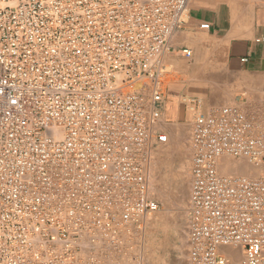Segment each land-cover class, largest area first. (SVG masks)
Wrapping results in <instances>:
<instances>
[{
	"label": "built area",
	"instance_id": "1",
	"mask_svg": "<svg viewBox=\"0 0 264 264\" xmlns=\"http://www.w3.org/2000/svg\"><path fill=\"white\" fill-rule=\"evenodd\" d=\"M191 2L0 0V264L143 263L168 58ZM190 150L189 264H264V119L200 113ZM225 158L262 175H222Z\"/></svg>",
	"mask_w": 264,
	"mask_h": 264
},
{
	"label": "rangeland",
	"instance_id": "2",
	"mask_svg": "<svg viewBox=\"0 0 264 264\" xmlns=\"http://www.w3.org/2000/svg\"><path fill=\"white\" fill-rule=\"evenodd\" d=\"M232 1L254 6L264 17V0ZM191 60L183 58L179 64L175 59L169 62L170 73L164 84V100H177L178 119L171 120L162 115L160 120L161 131L166 133L169 139L168 142L157 145L151 162V193L159 203V211L147 220L142 264H189L190 146L192 127L197 115L210 113L223 106L235 105L250 118L264 119V59L256 63L252 70L224 71L228 72L227 75H221L222 64L212 59L205 64L206 69L211 72L209 76H193L194 73L189 72ZM188 88L199 94L203 100L200 102L188 97ZM193 99L196 103H191ZM232 160L234 163L227 171H223L219 166L222 175L252 178L262 175V171L248 161ZM242 164L246 166V172L239 169ZM160 214L162 217L155 224Z\"/></svg>",
	"mask_w": 264,
	"mask_h": 264
},
{
	"label": "crops",
	"instance_id": "3",
	"mask_svg": "<svg viewBox=\"0 0 264 264\" xmlns=\"http://www.w3.org/2000/svg\"><path fill=\"white\" fill-rule=\"evenodd\" d=\"M263 18L256 7H250L246 3H235L232 0H192L190 22L174 35V55L170 56L168 61L175 59L179 64V61L186 58L182 51L189 49L192 51L189 72L194 73L193 76L211 75L205 64L212 59L222 64L221 75H227L228 72L224 71L252 70L256 63L264 59V45L254 43L256 37L264 35ZM202 24H209L211 28L203 30L200 28ZM244 57H249V62L242 63L241 59ZM187 96L200 102L203 100L189 88ZM176 101L164 100L165 118L178 119L179 104Z\"/></svg>",
	"mask_w": 264,
	"mask_h": 264
},
{
	"label": "bare ground",
	"instance_id": "4",
	"mask_svg": "<svg viewBox=\"0 0 264 264\" xmlns=\"http://www.w3.org/2000/svg\"><path fill=\"white\" fill-rule=\"evenodd\" d=\"M168 63H169V61H168ZM163 103H164V101H163ZM163 115V114H162ZM160 123V122H159ZM159 127H160V125H159ZM171 129V128H170ZM171 132V131H170ZM159 152H162V151H159ZM234 160H232L231 158H225V159H223L222 161H221V163H220V165L219 166H221V169H223V171H227V168H229V166L230 167H232V164L234 163L233 162ZM239 169H241V170H244L245 172L247 171L246 170V166L244 165V164H242L240 167H239ZM238 169V170H239ZM255 171V170H254ZM159 211V210H158ZM157 211V212H158ZM154 215V214H153ZM152 215V216H153ZM151 216V217H152ZM150 217V218H151ZM161 217H162V215L160 214L159 216H157V219L155 220V224H157L158 223V221L161 219ZM146 225H147V222H146V224H145V228H146Z\"/></svg>",
	"mask_w": 264,
	"mask_h": 264
}]
</instances>
